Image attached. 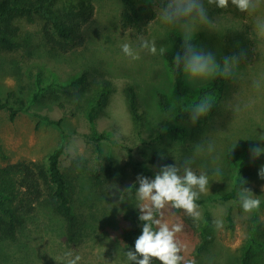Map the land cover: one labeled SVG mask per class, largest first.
I'll list each match as a JSON object with an SVG mask.
<instances>
[{"label":"rangeland","instance_id":"1","mask_svg":"<svg viewBox=\"0 0 264 264\" xmlns=\"http://www.w3.org/2000/svg\"><path fill=\"white\" fill-rule=\"evenodd\" d=\"M162 3H156L155 18L146 24L145 33L120 26L119 0H94V14L82 27V46L66 53L55 51L44 45L35 26H29L26 31L36 44L34 54L23 49L0 51V98L14 91L21 100H11L18 110L13 119L8 110H0V166L19 160L46 164L48 154L61 146L59 168L72 182L73 210L85 228L76 241L68 243L61 218L41 202L18 230L15 241L0 239V264H63L66 252L72 253L67 259L81 257L77 264H136L127 261L129 249L122 241L125 230L142 226L132 218L139 216L141 203L136 177L142 174L154 179L165 164L176 165L180 175L186 167L197 174H209L208 191L196 201L199 219L166 205L164 219L183 224L177 240L184 246L181 254L185 260L239 264L249 236L259 229L253 230L252 219L264 222V179L258 175L264 154L254 162L249 154L254 144L264 147V142L256 140L264 134V80L259 81L260 90L252 86L254 79L264 75V39L253 30L255 19L264 16V7L242 13L231 0L224 9L205 0L215 28L208 30L197 23L192 33L195 44L213 52L219 62L232 33L246 29L253 55L251 63L239 65L235 79L226 81L213 115L192 124L185 108L197 102L199 89L209 79L191 81L183 73L181 89H175L160 49L173 51L169 32L182 36L183 32L179 26L161 21ZM140 37L154 40L157 53L141 49ZM123 43H129L139 59L125 55ZM81 75L85 78L81 87L69 84ZM105 80L111 88L107 102L90 112ZM128 85L136 92L138 119L128 108ZM176 126L184 128V134L172 137L168 129ZM203 126V134L191 140ZM99 134L104 138L97 139ZM229 152L236 161L228 158ZM95 173L99 184L92 181ZM236 177L245 179L242 187L250 188L260 199L257 210L246 213L239 208L241 187L237 199L221 198L232 189ZM217 218L223 220V227L215 226ZM130 250L135 251V246ZM151 264L161 262L152 258ZM253 264H264V248L254 246Z\"/></svg>","mask_w":264,"mask_h":264},{"label":"trees","instance_id":"2","mask_svg":"<svg viewBox=\"0 0 264 264\" xmlns=\"http://www.w3.org/2000/svg\"><path fill=\"white\" fill-rule=\"evenodd\" d=\"M121 10L119 22L122 28L133 27L140 33L146 32V24L155 18L156 3L166 0H119ZM94 14V0H0V51H17L23 49L28 55L34 54L36 44L33 43L32 34L26 31L29 26H35L37 33L41 36L44 45L51 49L66 53L84 44L85 37L82 27L92 18ZM169 38L173 43V51L164 52L167 65L175 89L180 91L183 84V68L177 66L174 57L180 52L183 36L175 31L169 32ZM193 38V37H192ZM193 43H196L193 38ZM241 49L247 50V59L242 64L252 61V40L246 29L236 30L227 40L222 48L219 62L224 56L232 55ZM39 79V74L37 76ZM84 75L79 76L69 84L73 87H81L84 83ZM227 80L222 78L209 79L202 86L197 95V102L203 96H211L215 100V106L210 114L203 118L205 121L215 112L221 95L225 89ZM38 82V80H37ZM111 92L108 81L102 82V90L90 112L96 107H103ZM163 95L159 99L163 104ZM11 100L19 101L16 93L10 91L4 98H0V110L9 111L10 119L17 114V109L11 106ZM128 108L134 119L140 118L137 112L136 92L131 85L127 86ZM62 105V103L60 104ZM88 118L92 119V114ZM186 117V115H185ZM205 126L191 135V140L196 141L203 134ZM172 137L184 134V128L176 126L168 129ZM104 138L99 134L97 139ZM62 147L57 146L47 156L46 164L35 163L26 160L6 163L0 166V239L15 241L18 230L25 225L27 219L34 215L37 206L45 202L49 209L62 220V229L65 240L68 243L76 241L85 229L82 227L73 210V187L68 175L59 168V157ZM228 158L236 161L234 154L229 152ZM245 164V162L243 163ZM99 174H93L92 181L99 184ZM242 187L238 177L235 178L232 189L221 195L223 200L237 199V191ZM239 208L242 209L241 205ZM139 216L132 218L140 222ZM228 224L233 226L230 214L226 215ZM254 229L259 226L258 231L249 236V241L243 249L239 264H253L254 246L264 248V222L252 219ZM142 234V226L130 228L123 232L122 241L127 249L135 246V240ZM255 235V236H254ZM200 246L201 251L207 243Z\"/></svg>","mask_w":264,"mask_h":264},{"label":"clouds","instance_id":"3","mask_svg":"<svg viewBox=\"0 0 264 264\" xmlns=\"http://www.w3.org/2000/svg\"><path fill=\"white\" fill-rule=\"evenodd\" d=\"M208 5H215L224 9L229 7V0H207ZM231 5L242 13H255L264 7V0H231ZM160 19L168 25L179 26L183 32V43L181 51L177 52L174 62L182 66L185 75L189 80H208L217 77L224 80L236 78V70L240 63L247 59V50L241 49L238 52L224 56L222 62H218L211 51H205L193 43L192 33L197 23L208 30L215 28V23L208 15V8L205 0H166L160 11ZM253 30L255 35L264 39V16L255 19ZM140 48L157 53L156 42L140 37ZM125 55L132 59H139L129 43L121 45ZM164 48L160 49L163 54ZM264 80V75L259 80L254 79L252 86L260 90L259 81ZM215 100L211 96H203L198 102L185 108L189 113V120L192 124L207 117L215 106ZM256 140L264 142V134ZM251 160L254 162L261 154H264V147L261 144H254L249 149ZM163 158V157H161ZM179 168L174 164H165L159 167L155 178L151 179L138 174L136 181L139 187L136 189L139 221L142 222V234L135 240V251L128 250L125 253L127 261H135L136 264H151L152 258L158 259L161 264H195L194 261H186L181 254L184 246L177 240V233L183 230L181 222L169 223L164 219L166 205L172 209L184 210L185 214L192 219H199L201 216L199 205L196 201L200 195L206 193L209 187V174L201 171L199 174L193 172L190 167L184 169V174H179ZM217 175L219 170H216ZM258 175L264 179V165H261ZM247 183L245 179L240 180V185ZM131 191V185L129 186ZM240 205L244 212L249 213L260 207L261 201L252 194L250 188L241 187L238 192ZM217 228L223 227L222 219L214 220ZM71 252L64 254L63 264H77L81 259L79 255L74 258Z\"/></svg>","mask_w":264,"mask_h":264}]
</instances>
